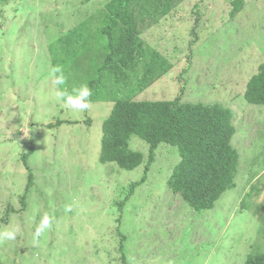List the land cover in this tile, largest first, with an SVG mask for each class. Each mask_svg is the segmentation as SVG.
I'll return each instance as SVG.
<instances>
[{
    "label": "rangeland",
    "instance_id": "obj_1",
    "mask_svg": "<svg viewBox=\"0 0 264 264\" xmlns=\"http://www.w3.org/2000/svg\"><path fill=\"white\" fill-rule=\"evenodd\" d=\"M105 1L0 0V229H19L14 241L0 243V264H120L113 259L119 253L112 198L143 168L99 162L101 126L113 102H93L83 112L58 102L49 50ZM232 1L176 0L169 14L139 26L172 68L134 98L172 100L183 86L184 102L228 107L240 165L235 187L212 209L196 212L167 188L179 156L160 144L148 181L123 209L129 264H244L264 250V105L244 98L246 82L264 62V0H243L231 16ZM190 48L194 60L182 83ZM58 120L78 122L54 126ZM130 148L146 153L148 144L132 136ZM24 153L34 179L22 207ZM7 204L14 207L9 217ZM44 214L51 227L36 238Z\"/></svg>",
    "mask_w": 264,
    "mask_h": 264
},
{
    "label": "trees",
    "instance_id": "obj_2",
    "mask_svg": "<svg viewBox=\"0 0 264 264\" xmlns=\"http://www.w3.org/2000/svg\"><path fill=\"white\" fill-rule=\"evenodd\" d=\"M175 1L106 0L79 24L62 32L49 48L52 64L65 77L62 89L68 91L87 84L92 92L90 103L113 102L101 126L99 162L115 163L126 171L143 168L139 179L122 186L112 198L111 205L118 212L115 235L119 253L113 259L120 264H129L125 252L127 236L121 223L123 209L135 189L148 181L160 144L175 147L179 156L166 180L167 188L196 212L212 209L225 191L235 187L240 165V152L232 144L237 132L234 113L228 107L184 102L183 86L172 100L134 98L172 68L167 56L143 40L139 26L146 19L157 22L160 16L169 14ZM231 4V16L243 8V0H233ZM196 11L192 30L195 40L200 19L198 7ZM193 60L190 48L186 65L178 76L180 82L186 81L183 75ZM244 98L249 104L264 105V62L246 82ZM77 122L58 120L53 125ZM84 122L89 124L90 120ZM132 136L148 144L146 153L130 148ZM21 158L28 173L25 192L20 196L24 207L34 176L27 164V154ZM11 212L14 207L7 204V217ZM244 264H264V250L249 254Z\"/></svg>",
    "mask_w": 264,
    "mask_h": 264
},
{
    "label": "clouds",
    "instance_id": "obj_3",
    "mask_svg": "<svg viewBox=\"0 0 264 264\" xmlns=\"http://www.w3.org/2000/svg\"><path fill=\"white\" fill-rule=\"evenodd\" d=\"M54 73H58L56 76L55 84L58 86V90L55 92V96L58 102H62L67 108L83 112L90 107L89 97L92 95L91 89L87 84H81L79 87H75L71 92L65 89H59V86L65 83V77L59 67L53 69ZM70 210V209H68ZM52 219L49 215L44 214L36 229L35 237L39 238L51 227ZM19 229L15 226L0 229V243L4 241H14L17 238Z\"/></svg>",
    "mask_w": 264,
    "mask_h": 264
}]
</instances>
